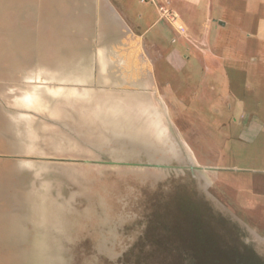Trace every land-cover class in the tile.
Listing matches in <instances>:
<instances>
[{
	"label": "rangeland",
	"instance_id": "obj_1",
	"mask_svg": "<svg viewBox=\"0 0 264 264\" xmlns=\"http://www.w3.org/2000/svg\"><path fill=\"white\" fill-rule=\"evenodd\" d=\"M169 1L187 37L202 33L206 41L204 53L186 44V68L165 70L163 83L173 89L169 97L183 104L182 117L172 112L171 120L198 168H213L205 175L215 194L247 226L263 254L264 0ZM209 11L226 28L203 29ZM154 29L158 34L161 24ZM169 37L163 42L166 56L182 43L177 37L179 43L171 45ZM37 76L40 82V71L0 70V94L30 92L27 79ZM157 132L161 137L163 131ZM45 133L48 139L56 134ZM42 145L47 150L26 169L31 205L21 216L28 222L19 223L27 228L26 245H0V264H231L232 253L255 252L241 246L239 232L208 215L206 207L182 206L175 191L167 197L153 192L143 182L144 169L84 163L88 153L75 143ZM32 176H38V193Z\"/></svg>",
	"mask_w": 264,
	"mask_h": 264
},
{
	"label": "crops",
	"instance_id": "obj_2",
	"mask_svg": "<svg viewBox=\"0 0 264 264\" xmlns=\"http://www.w3.org/2000/svg\"><path fill=\"white\" fill-rule=\"evenodd\" d=\"M210 12L202 28H226ZM168 36L182 43L166 56ZM204 36L179 35L140 0H0V70L40 71V82L27 79L30 92L0 94V223L15 224L0 225V245H26L19 226L31 205L26 169L47 150L43 142L76 143L74 130H180L171 114L182 117V100L169 97L162 77L187 67L186 44L204 53ZM48 130L65 137L48 139ZM31 179L38 193V176Z\"/></svg>",
	"mask_w": 264,
	"mask_h": 264
},
{
	"label": "water",
	"instance_id": "obj_3",
	"mask_svg": "<svg viewBox=\"0 0 264 264\" xmlns=\"http://www.w3.org/2000/svg\"><path fill=\"white\" fill-rule=\"evenodd\" d=\"M157 131L74 130L79 134L75 144L88 153L82 157L84 163L94 161L108 166L144 169L143 182L153 192L160 190L167 197L175 191L174 199L181 200L182 206L206 207L208 215L220 217L226 225L239 232L241 246L253 249V254L264 255L260 254L259 243L251 237L253 234L247 226L215 194L213 182L205 175L213 168H198L194 152L181 139L178 130H162L161 137ZM169 204L167 201L165 206ZM191 210L200 213L195 208Z\"/></svg>",
	"mask_w": 264,
	"mask_h": 264
},
{
	"label": "built area",
	"instance_id": "obj_4",
	"mask_svg": "<svg viewBox=\"0 0 264 264\" xmlns=\"http://www.w3.org/2000/svg\"><path fill=\"white\" fill-rule=\"evenodd\" d=\"M140 3L152 5L160 20L167 21L179 35L185 36L186 30L184 24L179 14L171 8V1L166 0L164 2H159V0H140Z\"/></svg>",
	"mask_w": 264,
	"mask_h": 264
},
{
	"label": "flooded vegetation",
	"instance_id": "obj_5",
	"mask_svg": "<svg viewBox=\"0 0 264 264\" xmlns=\"http://www.w3.org/2000/svg\"><path fill=\"white\" fill-rule=\"evenodd\" d=\"M166 209V208H163ZM232 247H230L231 249ZM233 261L231 264H264V255L253 254V255H244L243 257H236L232 253Z\"/></svg>",
	"mask_w": 264,
	"mask_h": 264
},
{
	"label": "bare ground",
	"instance_id": "obj_6",
	"mask_svg": "<svg viewBox=\"0 0 264 264\" xmlns=\"http://www.w3.org/2000/svg\"><path fill=\"white\" fill-rule=\"evenodd\" d=\"M170 148V147H169ZM171 151H173V148H170Z\"/></svg>",
	"mask_w": 264,
	"mask_h": 264
}]
</instances>
